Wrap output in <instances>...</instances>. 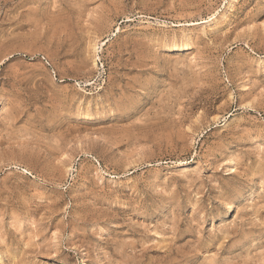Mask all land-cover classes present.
<instances>
[{"label":"rangeland","instance_id":"obj_1","mask_svg":"<svg viewBox=\"0 0 264 264\" xmlns=\"http://www.w3.org/2000/svg\"><path fill=\"white\" fill-rule=\"evenodd\" d=\"M0 101V264H264V0H0Z\"/></svg>","mask_w":264,"mask_h":264},{"label":"bare ground","instance_id":"obj_2","mask_svg":"<svg viewBox=\"0 0 264 264\" xmlns=\"http://www.w3.org/2000/svg\"><path fill=\"white\" fill-rule=\"evenodd\" d=\"M178 49H180V46L178 47ZM226 206H227V210H229V209H231L233 207V204L232 203H228V204H226Z\"/></svg>","mask_w":264,"mask_h":264}]
</instances>
